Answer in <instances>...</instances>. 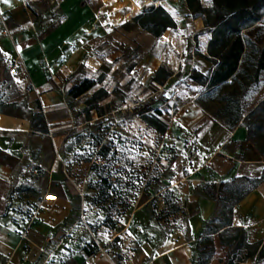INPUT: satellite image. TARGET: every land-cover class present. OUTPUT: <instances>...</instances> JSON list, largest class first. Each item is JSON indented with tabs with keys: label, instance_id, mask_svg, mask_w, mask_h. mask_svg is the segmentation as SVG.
I'll list each match as a JSON object with an SVG mask.
<instances>
[{
	"label": "crops",
	"instance_id": "0c3cea01",
	"mask_svg": "<svg viewBox=\"0 0 264 264\" xmlns=\"http://www.w3.org/2000/svg\"><path fill=\"white\" fill-rule=\"evenodd\" d=\"M35 1L2 0L15 23L7 28L5 42L18 67L19 86L37 101L47 119L54 112L68 113L71 98L67 91L79 79L92 78L103 64H111L112 71L120 67L124 51H133L143 38L157 43L153 50L139 49L142 53L134 59L127 76L142 78L155 74L159 67L172 73L159 83L151 79L156 90H147L146 96L136 100H154V107L162 111L161 118L168 125L163 136L181 148L166 186L179 192L184 202L189 238L185 229L172 230L152 260L141 262L129 255L125 264H194L191 247L204 236L201 232L215 211L214 200L203 193L202 186H216L243 176L258 178L264 171V158L246 140L249 123L241 121L235 129L228 130L195 102L206 88L189 78L191 69L207 75L214 67L203 57L209 38L199 53L193 51L194 39L205 33L202 19L188 16L185 0H151V6H162L176 22L175 29L169 28L156 38L151 31L140 28L128 32L119 29L138 14L130 0H51L55 3L54 14H58L51 27L47 24L52 19L38 23L25 12V4ZM200 2L211 6V0ZM31 134L29 119L0 114L2 156L22 152L18 147ZM12 186L13 167L0 162V264H115V250L106 249L109 253H105L94 245L89 248L82 241L66 238L70 232L60 231L59 225L72 208V203L63 197L44 202L29 196L25 200L36 204L30 218L15 221L18 206L8 208ZM13 198L20 200L18 195ZM236 214L250 217L242 226L247 231L264 228V182L235 206ZM233 226L239 227L235 223ZM212 240L214 253L209 264H225L228 247L220 243L217 234Z\"/></svg>",
	"mask_w": 264,
	"mask_h": 264
},
{
	"label": "rangeland",
	"instance_id": "374dc122",
	"mask_svg": "<svg viewBox=\"0 0 264 264\" xmlns=\"http://www.w3.org/2000/svg\"><path fill=\"white\" fill-rule=\"evenodd\" d=\"M130 2L138 14L148 13L151 6V0L141 8ZM3 5L0 0V109L2 114L30 120L32 113L40 111L43 114V110L37 108V101L19 86L18 67L5 42L9 36L7 28L15 23ZM54 8L55 3L51 0H36L26 3L24 10L38 23L52 19L47 26L53 27L58 16L54 14ZM135 28L133 25L119 27L123 32ZM250 37L264 47V24L254 28ZM207 38H210L209 34L202 33L194 39L195 53L202 50ZM156 47L154 40L143 38L133 51H124V62L120 67L112 71L111 64L101 65L91 78L100 82L79 99H69L67 114L54 112L48 119L43 114L47 133L29 135L18 147L22 152L15 156L0 155V162L13 167L11 189L20 190L8 199V208L18 206L15 221L30 218L31 208L36 207L33 200L25 198L35 196L40 201L50 202L63 197L72 203V208L59 225L60 231L63 234L70 232L73 236L66 235V238L82 241L89 248L94 245L105 253L115 250V264H125L129 255L141 262L152 260L172 230L185 229L186 238H189L184 202L179 192L166 186L174 173L173 165L181 148L176 141L159 135L133 114L139 105L136 99L146 96L147 90L150 93L156 90L151 83L155 74L129 78L127 73L131 71L134 59L142 53L140 48L153 50ZM100 88L107 92V97L88 102L92 93ZM263 94L264 70L260 71L246 97L248 108ZM183 160L184 157L179 161ZM248 178L254 180L257 177ZM17 195L18 202L13 198ZM231 216L232 223L244 229L248 244L247 249L237 251L233 256V263L264 264V259L258 256L262 245L264 249V228L247 231L242 226L250 217L235 215V207ZM215 217L214 211L201 234L207 231L206 225ZM109 241L112 242L109 244ZM99 242L102 246H98ZM196 246L191 247L194 264L198 256Z\"/></svg>",
	"mask_w": 264,
	"mask_h": 264
},
{
	"label": "trees",
	"instance_id": "16d2710c",
	"mask_svg": "<svg viewBox=\"0 0 264 264\" xmlns=\"http://www.w3.org/2000/svg\"><path fill=\"white\" fill-rule=\"evenodd\" d=\"M185 3L189 10L188 16L201 18L205 33L210 35L206 47L207 54L203 57L214 66L207 75L191 69L189 78L201 88H206V92L197 97L195 102L211 117L220 120L228 130L235 129L241 121L248 122L246 140L264 158V94L250 108L246 99L260 71L264 70V47L250 37L254 28L264 24V0H211L210 7L203 6L200 0H185ZM130 25L142 31H151L156 38L167 29L176 28L172 16L160 5L150 6L148 13L134 16L123 26ZM171 75L170 71L159 67L152 81L159 83L161 78L167 79ZM99 82L97 79L83 78L67 91V95L72 99L79 98ZM105 97L107 92L100 88L92 93L88 102L99 101ZM37 108L40 109L39 105ZM2 113L0 109V114ZM133 114L140 117L159 135H164L167 131V122L161 118L162 111L154 107V100L139 103ZM30 122L32 133L48 132L42 112L32 113ZM248 182L250 184L246 185ZM262 182L264 171L254 180L243 176L216 186H202L203 193L215 202L216 217L206 225L207 231L197 242L196 264H207L212 258L214 234L218 235L222 245L228 247L225 264H235L233 256L237 251L247 249L248 244L244 229L233 226L232 210ZM19 191L11 189L8 199L12 198L14 192ZM260 244L259 242L258 246ZM262 246L258 253L260 259H264Z\"/></svg>",
	"mask_w": 264,
	"mask_h": 264
},
{
	"label": "built area",
	"instance_id": "2783aa9c",
	"mask_svg": "<svg viewBox=\"0 0 264 264\" xmlns=\"http://www.w3.org/2000/svg\"><path fill=\"white\" fill-rule=\"evenodd\" d=\"M136 6H138L139 4L138 3H140V0H131ZM144 6V5H143ZM142 6V7H143ZM139 8H141L140 6H138ZM112 241H109V244L111 243ZM121 263H124V261H120Z\"/></svg>",
	"mask_w": 264,
	"mask_h": 264
},
{
	"label": "bare ground",
	"instance_id": "6f19581e",
	"mask_svg": "<svg viewBox=\"0 0 264 264\" xmlns=\"http://www.w3.org/2000/svg\"><path fill=\"white\" fill-rule=\"evenodd\" d=\"M148 2V0H140V3H138V6H143L144 4H146Z\"/></svg>",
	"mask_w": 264,
	"mask_h": 264
},
{
	"label": "snow or ice",
	"instance_id": "6c2138e0",
	"mask_svg": "<svg viewBox=\"0 0 264 264\" xmlns=\"http://www.w3.org/2000/svg\"><path fill=\"white\" fill-rule=\"evenodd\" d=\"M3 2H4V3H8V2H9V0H3Z\"/></svg>",
	"mask_w": 264,
	"mask_h": 264
}]
</instances>
